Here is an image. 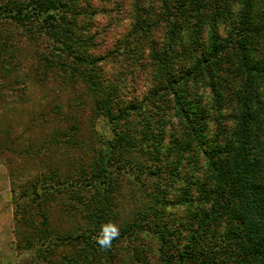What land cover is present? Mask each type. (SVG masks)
Masks as SVG:
<instances>
[{"label": "rangeland", "instance_id": "374dc122", "mask_svg": "<svg viewBox=\"0 0 264 264\" xmlns=\"http://www.w3.org/2000/svg\"><path fill=\"white\" fill-rule=\"evenodd\" d=\"M61 1L64 54L0 14V264H220L243 114L264 155V0Z\"/></svg>", "mask_w": 264, "mask_h": 264}, {"label": "trees", "instance_id": "16d2710c", "mask_svg": "<svg viewBox=\"0 0 264 264\" xmlns=\"http://www.w3.org/2000/svg\"><path fill=\"white\" fill-rule=\"evenodd\" d=\"M3 12L24 26H37L39 32L50 40L51 51L57 54L70 50L71 44L78 40L69 31L67 11L61 0H28L23 7L0 10V14ZM237 33L240 34L238 44L242 46L244 37L240 30ZM103 116L109 119V111H103ZM241 117L231 177L237 197L235 221L239 225L238 243L220 264H264V155L251 153L256 141H253L248 132V115L243 114ZM103 145L97 175L89 186L97 185L98 188L100 185L106 189L110 184L108 173L114 146L111 141H106ZM180 256L186 258V251ZM158 260L161 264L173 263L163 250L158 251Z\"/></svg>", "mask_w": 264, "mask_h": 264}, {"label": "clouds", "instance_id": "9594fccd", "mask_svg": "<svg viewBox=\"0 0 264 264\" xmlns=\"http://www.w3.org/2000/svg\"><path fill=\"white\" fill-rule=\"evenodd\" d=\"M119 235L118 230L113 227L111 229H107L104 232V235L102 238H98L97 239V243L101 246V247H108L111 245V241L112 239H114L115 237H117Z\"/></svg>", "mask_w": 264, "mask_h": 264}]
</instances>
